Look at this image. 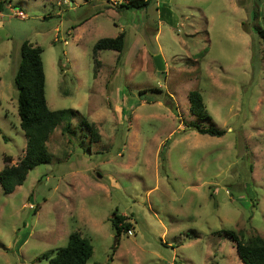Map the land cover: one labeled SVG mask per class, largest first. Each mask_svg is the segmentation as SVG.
I'll return each instance as SVG.
<instances>
[{"label":"rangeland","instance_id":"1","mask_svg":"<svg viewBox=\"0 0 264 264\" xmlns=\"http://www.w3.org/2000/svg\"><path fill=\"white\" fill-rule=\"evenodd\" d=\"M0 1V171L26 147L23 42L43 51L48 108L77 113L50 135V163L0 186V264H48L74 232L86 264H242L225 232L264 240V0ZM121 33V53L93 55ZM192 91L211 121L190 114ZM116 214L131 225L117 245Z\"/></svg>","mask_w":264,"mask_h":264},{"label":"trees","instance_id":"2","mask_svg":"<svg viewBox=\"0 0 264 264\" xmlns=\"http://www.w3.org/2000/svg\"><path fill=\"white\" fill-rule=\"evenodd\" d=\"M2 1H0V8ZM147 6V2L132 0L130 8L140 9ZM128 8V7H127ZM264 42V28L258 31ZM125 45L123 33L115 38H105L97 41L92 53L96 55L100 51H114L121 53ZM42 49L38 46L23 42L20 47V59L14 76V87L17 91V113L19 129L26 138L24 155L16 165H10L11 158L3 157V168L0 171V186L2 194L14 192L17 187L23 185L27 174L35 167L50 163L47 142L54 129L65 120H70L77 114L73 110H56L48 108L45 98V75L42 61ZM190 114L199 121H211V116L203 103L199 92L192 91L188 95ZM82 126L95 138L96 131L93 124L83 120ZM192 130L200 135L210 137H222L225 131L214 127L200 128L191 125ZM65 132L70 133L68 124ZM115 232L116 242L122 234L130 232L131 225L126 217L115 215L109 220ZM225 235L230 239L236 249L237 256L242 264H264V240L256 236L243 240L234 232L227 231ZM45 253L40 259L48 260V264H86L93 254V248L89 241L77 232L71 233L67 245L55 252L54 256Z\"/></svg>","mask_w":264,"mask_h":264},{"label":"built area","instance_id":"3","mask_svg":"<svg viewBox=\"0 0 264 264\" xmlns=\"http://www.w3.org/2000/svg\"><path fill=\"white\" fill-rule=\"evenodd\" d=\"M17 16L20 17V18H23V14L21 12L17 13Z\"/></svg>","mask_w":264,"mask_h":264}]
</instances>
